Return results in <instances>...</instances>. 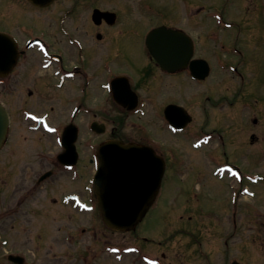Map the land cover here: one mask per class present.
<instances>
[{
	"label": "flooded vegetation",
	"instance_id": "flooded-vegetation-1",
	"mask_svg": "<svg viewBox=\"0 0 264 264\" xmlns=\"http://www.w3.org/2000/svg\"><path fill=\"white\" fill-rule=\"evenodd\" d=\"M57 1L40 7L29 0H0V18L11 14L35 16L49 28V31H41L37 35H28L20 24H16L18 35L9 34L17 44L16 64L10 73L0 76L1 102L11 120L6 143L0 149V264H80V229H71V226L52 229L49 220L52 219L53 206L58 205L64 214L69 215L71 225L80 212L98 213L94 191L93 196L80 197V182L85 181L87 189L93 186L92 180L101 161L99 147L103 143H134L124 142L120 135L119 130L123 131L127 119L132 127L140 130L141 138L149 141L156 155L164 160L166 172L178 166L180 161L178 155L171 156L173 168L170 169L168 154L161 149L164 143L159 141L162 133L164 138L165 135L187 137L194 149L210 147L214 134H219L220 138L224 134L228 140L234 139L238 155L237 163L225 157V166L241 174L240 166L246 158L253 156L260 167L253 174L264 181L261 165L263 163L264 166V90L249 84L246 87L244 84L236 85L243 76L238 71V63L230 61V58H239L241 53L236 46L226 47L214 31L234 29L240 25L228 18L223 19L217 12H206L202 20L205 24L210 21L214 30L207 33L203 28L189 29L193 58L186 67L170 72L151 57L139 33V26L134 21L122 19L120 10L114 11L116 21L112 26L102 22L96 27L87 20L90 36H85L83 30H80V35H71L63 18L58 21L62 36H51L48 21L41 17ZM76 1L81 6L90 0ZM90 8L96 7L92 5ZM122 8L128 12L131 5L126 4ZM199 12H192V16ZM76 23L78 31L84 27L85 21L79 19ZM166 23L163 16V21L156 27L179 28ZM261 27L264 30V25ZM207 43L212 51L210 48V54L205 58L198 52H204ZM137 47L141 50L134 55ZM198 59L206 64L203 80L194 79L191 75L200 71L196 65L191 66V62ZM256 77L258 75L252 78ZM182 82L187 83L181 87ZM202 85H207V88L222 86L223 92L216 97L208 96L211 92L207 89L203 99L187 104L191 109V122L183 130L172 129L166 120V108L183 106L175 101L181 97L183 88ZM86 95L87 99L80 98ZM33 96L39 100L33 102ZM215 98L218 100L216 104L222 108L218 114L221 121H214L216 116L212 117L214 106L210 101ZM134 103L135 108H126ZM153 103L159 105V110L150 108ZM192 108L201 113L199 124L193 117ZM147 117L159 140L150 138L145 127L136 122ZM170 117L180 121L179 114H171ZM59 119L65 121L63 126L58 124ZM80 122L88 125L86 137H80ZM92 123L101 132H91ZM72 125H76V129L70 127ZM15 127L23 131L15 132ZM198 140L200 143L196 145ZM137 144L147 145L142 141ZM247 147L253 149L248 151ZM164 182L165 175L153 203L158 201ZM53 233L57 236L54 240L58 242L53 244L71 249L74 254L67 256L60 252L54 255L52 251L49 253L51 246L43 257L37 259L34 252H39ZM50 241L53 242L52 239Z\"/></svg>",
	"mask_w": 264,
	"mask_h": 264
},
{
	"label": "rangeland",
	"instance_id": "rangeland-1",
	"mask_svg": "<svg viewBox=\"0 0 264 264\" xmlns=\"http://www.w3.org/2000/svg\"><path fill=\"white\" fill-rule=\"evenodd\" d=\"M91 2L101 10H120L122 19L136 22L142 35L147 29L163 21V16L167 20L166 24L170 26L184 29L203 28L208 33L214 30L213 25L210 21L205 24L202 18L204 19L206 12H217L223 19L228 18L240 25L225 31L214 30L226 47L236 46L241 53L239 58H230V61L238 63V71L243 76L237 80L236 85L244 84L246 87L249 84L264 90V30L261 27L264 25V0H90L81 6L76 0H58L41 18L48 21L51 36L60 37L61 25L58 21L64 12L74 8V11L67 14L65 28L74 36L80 35V30L84 31L85 36H90L87 20H90ZM126 4L131 5L128 12H124L122 8ZM196 10L200 12L192 16V12ZM37 19L35 16L19 17L17 14L4 16L0 18V33L18 35L16 24H20L28 35L49 31L47 25ZM79 19H84L85 23L84 27L77 31L76 21ZM210 48L211 45L207 43L204 45V52L198 54L208 58ZM135 49L134 55H137L141 48ZM253 75L258 77L252 78ZM198 88L191 87L186 91V95L179 96L175 101L191 111L187 104L192 105L203 99V93H206L207 89L211 92L208 96L216 97L223 92L222 86L207 88V85H202ZM35 98L32 97L33 102L39 100ZM80 98L88 97L86 95ZM0 100L2 101L1 97ZM217 101L216 98L210 101L214 106L212 117L216 116L214 121H221L218 114L222 108L216 104ZM154 103L150 108L159 110V105ZM87 105L93 107L91 104ZM192 114L199 124L202 121L198 119L200 111L192 108ZM51 118L54 119L53 116ZM55 118L57 119V116ZM14 122L17 123L16 120ZM136 122L145 127L150 138L159 140L149 124L148 117ZM58 124L63 126L65 121L59 119ZM86 125H83L84 129ZM123 128V131H119L124 142L142 141L149 146V141L141 138L140 130L132 127L129 119L125 120ZM199 128L198 126L197 130ZM14 129L19 133L23 131L17 127ZM163 135H159V141L164 143L161 149L168 154L170 169L173 168L171 156L178 155L180 164L167 171L158 201L135 231L119 233L109 230L97 211L80 212L71 225L68 221L69 215L64 214L58 205L53 206L50 227L56 229L71 226V229H80V264H151V257L159 258V264H231L232 261L264 264V181L257 182L256 175L253 174L260 168L259 161L252 159L253 156L242 161L240 170L244 181L240 183L238 178L232 176V172L229 176L223 174V178L220 172L225 157L235 163L238 161L234 139L228 140V137L222 134V140H219L218 136L213 135L210 147L193 149L191 140L187 137L164 138ZM252 149L253 147L248 151ZM261 165L264 171L263 163ZM86 185L85 181L80 182V195L84 199L93 196L92 191L85 189ZM48 237L49 242L39 252H34L37 259L43 257L51 246L49 253L52 251L54 255L60 252H65L67 256L74 254L71 249H63L53 244L58 243L54 240L57 237L55 233ZM143 237L145 240H142ZM143 253L150 255L149 262L143 258Z\"/></svg>",
	"mask_w": 264,
	"mask_h": 264
},
{
	"label": "water",
	"instance_id": "water-1",
	"mask_svg": "<svg viewBox=\"0 0 264 264\" xmlns=\"http://www.w3.org/2000/svg\"><path fill=\"white\" fill-rule=\"evenodd\" d=\"M30 1L36 5H49L53 0ZM101 19L112 24L115 14L94 10L93 22L98 25ZM146 46L156 61L168 71L183 68L192 56L190 39L178 31L165 27L149 32L146 37ZM15 60L16 52L13 41L9 36L0 34L1 73L8 72L14 66ZM199 65L204 66L201 62ZM205 74L204 72L196 76L204 78ZM175 109L184 112L180 107ZM8 126L7 113L0 105V148L6 141ZM99 152L103 161L94 184L102 220L111 229L132 230L152 204L159 187L163 165L156 160L152 150L147 147L109 142L104 144ZM232 264L239 263L233 262Z\"/></svg>",
	"mask_w": 264,
	"mask_h": 264
}]
</instances>
